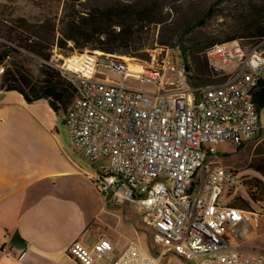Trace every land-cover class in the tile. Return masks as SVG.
<instances>
[{
  "label": "built area",
  "instance_id": "1",
  "mask_svg": "<svg viewBox=\"0 0 264 264\" xmlns=\"http://www.w3.org/2000/svg\"><path fill=\"white\" fill-rule=\"evenodd\" d=\"M263 42L207 48L211 72L227 79L205 86H191L189 68L178 66L164 46L147 50L148 61L133 62L141 71H130L123 57L98 50L52 55L61 60L52 66L73 93L63 124L74 149L99 163L94 182L100 192L117 204L137 205L157 249L151 252L134 240L117 250L105 238L91 249L75 242L68 253L80 264L111 254L107 264H264L258 256L245 255L233 234L257 212L221 202L234 189L236 171L217 155L220 143L238 147L264 129V107L252 101L264 79ZM102 67L122 80L97 78ZM126 78L154 83L157 90L129 87ZM165 203H177V210L162 212ZM210 231H217V238H210ZM0 252L17 261L25 254L7 239Z\"/></svg>",
  "mask_w": 264,
  "mask_h": 264
},
{
  "label": "crops",
  "instance_id": "2",
  "mask_svg": "<svg viewBox=\"0 0 264 264\" xmlns=\"http://www.w3.org/2000/svg\"><path fill=\"white\" fill-rule=\"evenodd\" d=\"M59 114L45 100L27 103L16 92L0 90V246L14 232L25 243L21 260L0 252V264H80L68 248L77 242L91 249L100 238L116 250L129 240L148 250V238H137L146 227L139 208L117 204L96 188V169L81 166L62 141ZM119 205L129 211H119Z\"/></svg>",
  "mask_w": 264,
  "mask_h": 264
},
{
  "label": "trees",
  "instance_id": "3",
  "mask_svg": "<svg viewBox=\"0 0 264 264\" xmlns=\"http://www.w3.org/2000/svg\"><path fill=\"white\" fill-rule=\"evenodd\" d=\"M163 1L132 0L90 6L83 0H64L63 14L59 19L43 17L30 22L19 16L15 18L13 25L1 24L0 65L4 68L0 74V90L16 92L27 103L45 100L54 113L65 112L73 93L58 69L47 63L52 51L58 48L60 51L66 52L68 49L71 52L72 48H77L129 57L147 55L146 50L155 42L148 26L167 21L162 12ZM220 2L222 0H214L212 4L215 6ZM213 6L207 10L206 15L214 13ZM201 23L202 20L194 22L177 34L174 42L180 45L183 58L194 57L195 54L193 46L183 45V36ZM231 41H242L245 45L264 41V0L245 3L234 17L231 34L207 40L198 47L204 55V51L210 46ZM23 51L42 60L38 78L31 77L14 63L5 64L11 53L21 55ZM197 64L199 71L200 62ZM252 100L256 107H264V79L254 88ZM254 171L264 176V170L259 165H256ZM255 182L256 189L264 188L261 181L255 179ZM246 192L250 198H254L255 193ZM231 205L234 206L232 203Z\"/></svg>",
  "mask_w": 264,
  "mask_h": 264
},
{
  "label": "rangeland",
  "instance_id": "4",
  "mask_svg": "<svg viewBox=\"0 0 264 264\" xmlns=\"http://www.w3.org/2000/svg\"><path fill=\"white\" fill-rule=\"evenodd\" d=\"M86 4L105 5L114 2H130L132 0H83ZM214 0H164L162 8L163 14L167 21L161 24L149 25L148 28L154 37V44L150 48L156 46L168 47L173 55L174 62L178 66H187L190 70L188 76L191 86H205L212 85L227 79V76L216 75L212 73L207 65L203 51L199 50V45L205 41L213 38H221L231 34L234 29V17L238 14L240 9L244 7L248 1L258 0H222L219 4L213 6ZM212 8L214 13L207 14L209 8ZM64 0H0V25H13L16 17H25L30 22L35 19H42L47 17L50 19H59L63 14ZM204 17V18H203ZM202 20V23L194 27L183 36V45L193 46L194 57L188 56L183 58L180 45L175 44V38L178 33L183 32L186 27L194 22ZM18 30L17 28H15ZM172 37V39H168ZM166 41V42H164ZM164 43V44H161ZM264 43V42H263ZM13 46L12 43H8ZM248 45V43L246 44ZM264 45V44H263ZM72 46V44H68ZM149 50V49H148ZM87 49L72 48V51H60L58 48L52 51L48 64L54 65L58 61V55L62 58L69 56H76L85 52ZM147 52V50H146ZM117 55V54H114ZM189 55V54H188ZM123 57L127 61L144 63L148 61V54L140 57H129L126 55H117ZM61 61V60H60ZM200 62L201 69L198 71V64ZM14 63L20 66L25 73H28L33 78H38L42 60L29 52L23 51L21 55L11 53L10 57L5 60V64ZM3 71V66L0 65ZM1 74V73H0ZM191 75V76H190ZM95 76L99 79L110 78L112 81L120 82L121 75L112 70L100 68ZM174 75H170L172 79ZM194 76L193 78H191ZM125 84L132 88H138L148 92L157 90V85L148 83L145 80L137 78H126ZM56 126L58 132L65 145L68 146L70 154L74 160L81 166L87 169H97L99 163H90L85 160L79 153L73 149L71 138L69 137L63 125V111H59ZM264 135L260 134L254 140L246 142L238 147H235L229 141H224L218 146V157L223 165L233 168L236 173L234 177V189L231 194L226 196L225 193L221 196V202H230L241 209L252 210L257 212L256 218L253 217L250 224L242 221L233 228V234L239 239V246L245 255L258 256L264 259V188L256 189L254 186L255 179L261 181L264 185V176L254 171L256 165H259L264 170ZM263 137V138H262ZM103 163H106L103 161ZM256 183V182H255ZM255 193L254 198H250L247 192ZM109 197L108 194H105ZM111 206H108V208ZM115 207V206H114ZM119 211L126 212L125 205L117 206ZM139 216V215H138ZM143 227V228H142ZM139 229L137 238L142 241L144 237L147 242L144 244L151 252H156V247L151 242V232L148 228L142 226ZM104 230L101 234H104ZM124 235V234H122ZM142 243V242H141Z\"/></svg>",
  "mask_w": 264,
  "mask_h": 264
},
{
  "label": "bare ground",
  "instance_id": "5",
  "mask_svg": "<svg viewBox=\"0 0 264 264\" xmlns=\"http://www.w3.org/2000/svg\"><path fill=\"white\" fill-rule=\"evenodd\" d=\"M227 43H238V42L231 41ZM218 45L214 47H218ZM127 63H128V69L130 71H141L140 67H138L135 63H133V61H128ZM169 210H177V203H165V205H162V212H169ZM210 238H217V231H210Z\"/></svg>",
  "mask_w": 264,
  "mask_h": 264
},
{
  "label": "water",
  "instance_id": "6",
  "mask_svg": "<svg viewBox=\"0 0 264 264\" xmlns=\"http://www.w3.org/2000/svg\"><path fill=\"white\" fill-rule=\"evenodd\" d=\"M10 244H12L13 246L17 247V248H24L25 243L24 241L20 238V236L18 235L17 232H14L9 240Z\"/></svg>",
  "mask_w": 264,
  "mask_h": 264
}]
</instances>
